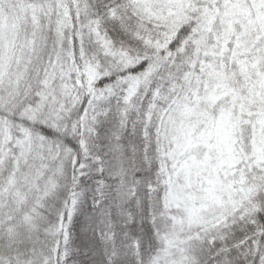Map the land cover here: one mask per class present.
I'll use <instances>...</instances> for the list:
<instances>
[{
  "label": "snow or ice",
  "instance_id": "1",
  "mask_svg": "<svg viewBox=\"0 0 264 264\" xmlns=\"http://www.w3.org/2000/svg\"><path fill=\"white\" fill-rule=\"evenodd\" d=\"M0 264H264V0H0Z\"/></svg>",
  "mask_w": 264,
  "mask_h": 264
}]
</instances>
